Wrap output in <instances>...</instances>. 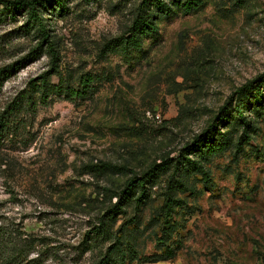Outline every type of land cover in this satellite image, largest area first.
<instances>
[{"label":"rangeland","instance_id":"obj_1","mask_svg":"<svg viewBox=\"0 0 264 264\" xmlns=\"http://www.w3.org/2000/svg\"><path fill=\"white\" fill-rule=\"evenodd\" d=\"M142 1L48 0L41 15L59 72L46 88L36 85L51 67L45 46L32 52L36 25L0 5V69L20 66L0 79V110L24 98L19 128L0 147V219L35 237L27 264H92L111 245L123 264H264V0H202L167 14L153 5L157 30L141 48L112 46ZM214 135L221 149L202 154ZM182 153L208 178L182 170L164 223ZM166 159L144 204L130 198L111 238L95 237L127 180Z\"/></svg>","mask_w":264,"mask_h":264},{"label":"trees","instance_id":"obj_2","mask_svg":"<svg viewBox=\"0 0 264 264\" xmlns=\"http://www.w3.org/2000/svg\"><path fill=\"white\" fill-rule=\"evenodd\" d=\"M47 1L48 0H0V5H2L4 11H6L8 17L14 19L20 11H24L26 12L27 17L25 24H35L37 27V36L39 41L37 47L32 49V52H36L42 45L45 46L47 53L49 54L51 64L50 70L43 73L39 79L40 83L36 84L43 88L47 87V76L50 74H57L59 72L57 63V61H59V53L54 46V42L50 38L47 24L41 15L42 8H44ZM201 3L202 0H171V2L166 0H143L142 5H144L139 10V12H141L135 17L130 25L127 32L128 35L126 37H119L116 40L117 43L112 46H121L126 50H130L132 48L140 49L142 45V36L154 33L157 30V25L155 24L156 17L152 16L154 13L151 11L153 5H156L158 8L155 12L159 14H167L176 7L181 8L185 12H189L196 9ZM15 68L18 69L20 66ZM15 68H13V64H11L0 69V74L4 72L3 77H0V79L7 77L12 69L15 70ZM1 84L2 80L0 81V86ZM248 86V84L244 85V87L249 88ZM18 97L19 99L15 98L14 100L7 102L0 110V147L4 144L5 140L14 136L21 123L20 120L14 118L15 112L20 108L24 99L23 95ZM230 100L231 97L222 107L224 111L229 107ZM236 113L240 117V125H242L244 127V131H246L249 127V122L243 115L242 105H237ZM242 139L243 138L240 136L236 145L239 146L242 143ZM214 141L215 142L212 146L202 152V154L208 155L209 152H215L221 149L222 143L218 142L216 136ZM190 153L191 152H187L186 154ZM180 157L182 160L179 159L176 163H174L172 173L169 175V180L167 181V185L163 193L164 201L161 205V211L163 213L164 223L169 221V218L172 216L174 211V207L180 202L179 199L175 198V191L178 190L180 186H184L183 182L177 179L182 170L186 168L188 170L191 168L192 170L199 171L202 174V177L208 178V172L199 160L189 159L184 156L183 153ZM1 164L2 163L0 162V167ZM169 167L170 161L166 159L160 163L152 165L146 171L140 174H135L128 179L123 188L116 193L115 196H118L117 201L112 203L100 216L99 227L96 229L95 237L99 236L103 240H109L111 238V222L115 220L118 214L124 211V206L128 203V200L133 198L135 208L139 209L149 197L147 184H149L150 188L151 185L155 184V176L159 172L167 170ZM102 168L117 172H121L126 169L124 166L112 165L110 163H103ZM9 225L10 224L0 219V264H27L30 262L28 257L33 250L32 248L34 247L36 239L34 236L24 232L19 227ZM169 229V224L164 226L162 229L164 236L168 235ZM114 248V245L107 247L105 252L92 264H123V250L116 247L118 255L115 256Z\"/></svg>","mask_w":264,"mask_h":264}]
</instances>
